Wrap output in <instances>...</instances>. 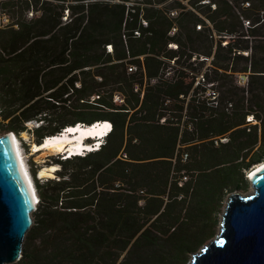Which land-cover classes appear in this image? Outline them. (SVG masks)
<instances>
[{
  "label": "trees",
  "instance_id": "16d2710c",
  "mask_svg": "<svg viewBox=\"0 0 264 264\" xmlns=\"http://www.w3.org/2000/svg\"><path fill=\"white\" fill-rule=\"evenodd\" d=\"M0 12L11 130L40 143L112 125L33 179L11 264H186L225 192L264 160V0H0Z\"/></svg>",
  "mask_w": 264,
  "mask_h": 264
},
{
  "label": "water",
  "instance_id": "95a60500",
  "mask_svg": "<svg viewBox=\"0 0 264 264\" xmlns=\"http://www.w3.org/2000/svg\"><path fill=\"white\" fill-rule=\"evenodd\" d=\"M10 134H0V264L21 257L38 202ZM248 179L250 193L227 195L218 232L191 253L188 264H264V163L250 169Z\"/></svg>",
  "mask_w": 264,
  "mask_h": 264
},
{
  "label": "bare ground",
  "instance_id": "6f19581e",
  "mask_svg": "<svg viewBox=\"0 0 264 264\" xmlns=\"http://www.w3.org/2000/svg\"><path fill=\"white\" fill-rule=\"evenodd\" d=\"M110 123L111 122L109 120L102 119L100 122L93 123L92 125H81L80 123V125L69 126V128H66L62 134H54L52 136L46 137L45 140H42L40 143H33L31 150L33 153L42 151L40 153L42 155H49L53 153L60 154V152L65 154L66 152L71 153L81 150H92L91 142L83 141L84 138L89 137L87 135L103 134V132L108 129ZM10 135L21 168L24 171L25 177L30 184L33 192H35L34 183L25 164V159H23L21 153L18 137L15 133H12ZM261 163H264V160L257 163L255 166H258ZM58 166L59 165L57 163L43 165L38 169V173L40 176L53 177L55 170L59 168Z\"/></svg>",
  "mask_w": 264,
  "mask_h": 264
},
{
  "label": "rangeland",
  "instance_id": "374dc122",
  "mask_svg": "<svg viewBox=\"0 0 264 264\" xmlns=\"http://www.w3.org/2000/svg\"><path fill=\"white\" fill-rule=\"evenodd\" d=\"M182 2L186 3L187 0H182ZM6 21H7V18L5 17V15H2V13L0 12V23L4 24V23H6ZM170 45L172 46V44H170ZM197 79H198V77H197ZM238 83L241 85L245 84V78L239 77ZM207 91L210 92L209 89ZM114 99L119 100L117 95L114 96ZM66 113H67V115H71V116L73 115V112H71V111L70 112L67 111ZM255 122L256 121L253 119L250 123H255ZM8 123H9V119H3L1 116V113H0V134L6 133L9 131H14V133L18 137V140L20 143L21 153H22L23 159H25L24 161H25L27 169L30 173L32 181H33V179L35 180V178H38L39 181L44 180L48 176H40L38 173V169L43 165H48V164L53 163V161L56 160L58 155L55 153L49 154V155H42V154H40L42 151H40L38 153H33L31 150L32 145H33V143H36V142L33 140L34 136H33V134L30 133V130H26V129H24L23 131L11 130V127H9ZM15 124H17V123H15ZM37 124H38V122H36V121H28V122L24 123V125L27 126L26 128H30V127L32 128V127L36 126ZM221 138H223V137H221ZM88 142H90V141H88ZM249 156H250V154L247 156L246 159H248ZM33 172H34V174H33ZM248 173H249L248 170H246V172L244 174V177L247 180V183H241L240 187H238L237 189L225 192L223 200L219 204V210L217 212V220L212 227L211 237L206 239L204 241V243H207L218 232L219 223H220V219H221V213L223 211L227 195L234 192V191L240 192L243 194H248L252 190V187H251L249 179H248ZM55 176H56V174L54 173L53 177H55ZM202 245L198 246L195 251H197ZM189 256L191 257V254ZM188 262H189V260L186 262V264H188ZM8 264H11V263H8Z\"/></svg>",
  "mask_w": 264,
  "mask_h": 264
},
{
  "label": "clouds",
  "instance_id": "9594fccd",
  "mask_svg": "<svg viewBox=\"0 0 264 264\" xmlns=\"http://www.w3.org/2000/svg\"><path fill=\"white\" fill-rule=\"evenodd\" d=\"M96 122H100V121H95L94 123H96ZM83 123H81V125H82ZM93 124V123H92ZM91 124V125H92ZM76 125H80V122L79 123H77ZM66 128H69V127H66ZM111 128H112V125H111V123L109 124V126H108V129L104 132V135H102L100 138H99V140L97 141V143H92V140L91 139H88V138H86V139H84L83 141H90L91 142V147L93 148L92 150H96V149H98L100 146H101V143H102V140H103V138L106 136V134L111 130ZM62 132H64V129H63V131ZM9 133H13L14 134V132L13 131H9ZM59 133V132H58ZM61 133V132H60ZM47 137H49V136H47ZM46 138V137H45ZM45 138H43V140H45ZM92 150H85V151H82V153L81 154H84V153H86V152H89V151H92ZM61 154H64V153H60V154H57L59 157H61ZM74 155V154H73ZM71 156V155H70ZM69 157V156H68ZM61 158H64V157H61Z\"/></svg>",
  "mask_w": 264,
  "mask_h": 264
},
{
  "label": "built area",
  "instance_id": "2783aa9c",
  "mask_svg": "<svg viewBox=\"0 0 264 264\" xmlns=\"http://www.w3.org/2000/svg\"><path fill=\"white\" fill-rule=\"evenodd\" d=\"M107 49L108 50H110L111 49V45L109 44V45H107ZM248 119H249V117H247ZM220 140L221 141H224V140H226V138L225 137H223V138H220Z\"/></svg>",
  "mask_w": 264,
  "mask_h": 264
}]
</instances>
